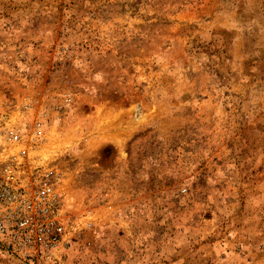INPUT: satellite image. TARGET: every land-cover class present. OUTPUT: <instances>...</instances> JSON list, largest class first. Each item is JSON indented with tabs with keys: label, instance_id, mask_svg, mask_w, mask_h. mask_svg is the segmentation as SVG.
<instances>
[{
	"label": "rangeland",
	"instance_id": "obj_1",
	"mask_svg": "<svg viewBox=\"0 0 264 264\" xmlns=\"http://www.w3.org/2000/svg\"><path fill=\"white\" fill-rule=\"evenodd\" d=\"M21 149L65 237L0 264H264V0H0Z\"/></svg>",
	"mask_w": 264,
	"mask_h": 264
},
{
	"label": "built area",
	"instance_id": "obj_2",
	"mask_svg": "<svg viewBox=\"0 0 264 264\" xmlns=\"http://www.w3.org/2000/svg\"><path fill=\"white\" fill-rule=\"evenodd\" d=\"M35 126L40 124L37 122ZM9 139L19 143L26 141L28 134L12 133ZM18 154L16 161L20 164L6 165L0 171V202L4 203L0 211V236L10 238L27 251L56 247L65 237V226L58 218L56 195L50 190L53 171L36 176V180H41L38 183L33 178L20 183L19 174L28 171H20L17 166L26 163L19 159L26 150L21 149Z\"/></svg>",
	"mask_w": 264,
	"mask_h": 264
}]
</instances>
